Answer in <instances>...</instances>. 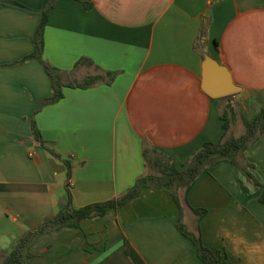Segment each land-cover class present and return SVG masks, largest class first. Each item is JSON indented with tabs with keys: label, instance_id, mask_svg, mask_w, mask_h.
Here are the masks:
<instances>
[{
	"label": "crops",
	"instance_id": "1",
	"mask_svg": "<svg viewBox=\"0 0 264 264\" xmlns=\"http://www.w3.org/2000/svg\"><path fill=\"white\" fill-rule=\"evenodd\" d=\"M49 1L0 0V262L66 204L68 183L76 207L114 199L145 172V147L182 169L205 142L219 141L224 101L203 88L206 57L229 68L242 87L234 96L264 94V0H58L43 57L66 84L115 76L64 86L63 98L42 105L53 81L30 55ZM33 116L47 145L72 161L69 180L65 163L35 139ZM244 155L261 185L221 162L189 190L184 219L233 264H264V134ZM158 192L40 236L30 263L205 264L178 229L172 198L139 203ZM193 208L206 214L198 220Z\"/></svg>",
	"mask_w": 264,
	"mask_h": 264
},
{
	"label": "trees",
	"instance_id": "2",
	"mask_svg": "<svg viewBox=\"0 0 264 264\" xmlns=\"http://www.w3.org/2000/svg\"><path fill=\"white\" fill-rule=\"evenodd\" d=\"M57 1L58 0H50L49 3L46 4L35 35V50L30 55L38 57L43 62L53 81L54 93L50 98H47L42 105L54 103L63 98L64 86L88 88L102 81L109 82L115 76V73L107 72L105 75H89L81 82L66 84L62 80L63 71L43 57L44 28L48 20L49 10ZM231 96L222 98L224 101V108L221 112L224 128L222 138L216 142H205L192 154L190 160L182 169H179L170 157L157 152L155 149H148L145 147V172L137 178L132 187L117 198L76 207L73 203V194L68 183L66 189V204L51 218L42 222L37 228L29 230L26 234L21 236L15 247L4 256L0 264H31L30 258L33 256L31 247L40 236L65 227H80L84 220L100 219L108 210L119 209L137 199L147 188L162 189L172 195L173 200L179 208L177 227L182 234L194 242L197 247L198 255L205 264H233L225 254L218 251L214 252L207 247L203 243L200 233L189 230L184 221L183 211V202L185 201L188 204L186 195L195 182L203 174L209 173L212 167L221 162L230 161L234 163L256 184V186L261 185L254 174L249 171V168H255V165L246 159L244 153L249 146L254 144L264 134V105L252 118L242 115L241 119L245 125V131L238 136H233L229 134V131L231 125L238 121V117L237 108ZM39 109L40 108H38L35 113H37ZM31 123L35 139L43 144L51 154L65 163L69 180L72 176V161L62 157L55 149L47 145L46 141L42 138L34 116ZM260 201L264 203V188L260 195ZM193 211L198 216V220L206 214L205 209L193 208Z\"/></svg>",
	"mask_w": 264,
	"mask_h": 264
},
{
	"label": "water",
	"instance_id": "3",
	"mask_svg": "<svg viewBox=\"0 0 264 264\" xmlns=\"http://www.w3.org/2000/svg\"><path fill=\"white\" fill-rule=\"evenodd\" d=\"M203 88L213 98L233 95L242 90L232 77L229 68L212 57H206L203 74Z\"/></svg>",
	"mask_w": 264,
	"mask_h": 264
},
{
	"label": "rangeland",
	"instance_id": "4",
	"mask_svg": "<svg viewBox=\"0 0 264 264\" xmlns=\"http://www.w3.org/2000/svg\"><path fill=\"white\" fill-rule=\"evenodd\" d=\"M254 95L257 98L254 99L253 101L246 100L244 95H237V94H236V96L229 95L232 97V99L235 102V105L237 108V117H238V121L234 122L231 125L230 131H229L230 135L238 136L245 129V125L243 123V120L241 119L242 115H245L248 118H252L253 116H255V114L264 105V94H261V95L254 94ZM162 191H164V192H158L157 198H151L149 196H144V198L142 200H140L139 203L143 204L144 206H149L150 203H153V202L159 204V201L161 200V198H162V201L164 203H168V202L172 203L173 202L172 201V199H173L172 195L165 190H162ZM169 195H171V197ZM184 221L187 224L188 228H190L188 216H187V219H184Z\"/></svg>",
	"mask_w": 264,
	"mask_h": 264
}]
</instances>
